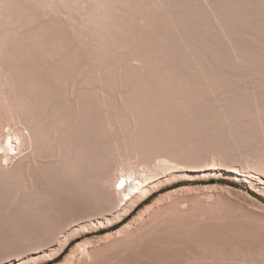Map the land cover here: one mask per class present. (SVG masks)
I'll return each mask as SVG.
<instances>
[{
    "label": "rangeland",
    "instance_id": "374dc122",
    "mask_svg": "<svg viewBox=\"0 0 264 264\" xmlns=\"http://www.w3.org/2000/svg\"><path fill=\"white\" fill-rule=\"evenodd\" d=\"M162 1H166L164 7L157 4L153 9L139 11L135 17L124 14V21L120 25L93 29L90 38L93 54L98 57L104 55L107 62L105 90L100 88L96 78L97 71L89 59L90 55L81 45L82 49L81 46L77 49L79 55H73L76 57V64L78 63L75 64L78 84L74 90L60 85L53 93L57 98L54 103L59 114L61 113V118L63 117L62 121L69 120L67 123H70L72 120L70 124L74 129L71 140L73 139V148H77V157L85 158L80 157L76 160L85 161L88 158L86 156L94 154L100 156L101 160L105 157L109 161L104 167L106 172L103 170L102 174L104 183H100V178L98 184L107 182L106 179L110 177L112 167L115 166L114 158L119 153H129L133 150L131 154H134L136 150H145L146 148H140L146 147L147 140L151 142L152 138L154 145L149 144L148 141L147 147L151 146L148 151L160 152L164 147L167 149L168 145H172L169 147L171 152L181 150L185 153L189 150L187 153L195 156L194 165L211 153V150L221 154L226 153L225 156L237 160L238 157V159L243 158L247 152L251 153L255 149L262 148L264 0ZM129 17H133L132 20H128ZM83 57L85 61L86 58L89 60L88 67L85 65L80 68V60H84ZM36 106L41 109L45 104L39 102ZM149 136L154 137L150 140ZM157 144L159 147L155 149ZM208 147L210 151L207 150ZM165 149L161 152H165ZM238 152L242 154L239 155ZM176 156L181 157L182 154ZM81 163L86 165L84 162ZM200 163L202 161L197 165ZM40 165L42 163L37 160L36 166L39 168ZM81 167V170L85 168ZM178 168L188 170V174L174 178L173 184L156 190V195L150 201L161 193L184 189V187H198L196 191H189L190 196L195 192L203 199L207 196L204 195V187L227 186L230 188L229 194L228 191H220L222 197L226 199H223L220 193L213 196L214 199L216 197L214 201L219 202L220 206L216 208L219 213L213 214L214 218L212 215L204 218L206 222L211 223L206 224L202 219V224L196 223L189 228L193 229L190 230V234L189 230L188 233H184L185 228H176L177 231L175 229L174 231L179 232L177 235L175 232L172 233L175 236L162 233L157 236V240L138 248L124 246L123 250L116 246L117 250H115V247H110L107 249L106 257L100 259V264H193L196 258L202 264H249V261L252 264V261L261 259V255L258 254L264 251V209H261L264 208L262 205L264 202L248 191H253L264 198V192L256 188L262 185L252 180H245L246 174L240 173L241 178L227 175L226 173L230 175L231 172L233 173L228 166L220 167L223 173L213 171L207 174H203L199 167ZM76 171V174L80 172V170ZM36 179L35 177L33 181ZM84 179L85 177L76 179L77 183H73L72 186L69 183L68 189H63L65 187L63 186L57 190L56 194H53L54 199L51 197L52 191H49L51 196L49 199L46 197V200L32 193L37 199L31 202L40 207L39 213L34 209L36 205L31 210L32 213L34 211L38 213L36 217L28 213L29 206L33 204H23L27 198L33 196H30V190L34 189L28 190L30 194L23 192L24 196L20 195L14 200L11 193L15 194L13 193L15 188L9 183L5 185L6 182L0 178V264H59L79 242L87 238L98 240L119 230L133 220L146 205L137 209L118 228H112L127 215L118 218L117 222L114 220L107 223V220L101 216L108 215L114 209L113 201H104L95 197L97 182L85 185ZM21 180L19 177L16 178L17 182L21 183ZM226 182L236 183L240 187L228 185ZM29 183L25 182L28 185ZM75 184H78L77 188ZM35 185L40 186L39 180ZM82 185L84 188H81ZM8 187H13L14 190L11 188L8 190ZM103 187L104 189L102 187L100 189L103 192L108 190L105 193L108 196L107 192H109L110 195L112 187L109 182ZM76 190L77 192H74ZM86 192L92 196H88L90 194ZM4 194H7V197ZM258 201L262 204L259 205ZM49 208L54 210L50 209L48 212ZM102 211L108 212L102 215ZM47 212L54 213L50 215ZM95 218L97 221L101 219L103 223L91 224L97 222ZM72 222H86L88 225L72 239L75 241L74 244L63 255L62 251L67 244L59 250L58 256L52 257L56 259L54 262L50 258L46 260L37 257L39 259H36V262L28 259L29 256L40 254L41 249L48 250L53 243L52 239L57 235L56 232L65 230ZM196 238H199V241ZM97 242L100 247L102 242L100 240ZM216 252L220 255L215 257ZM213 254L216 260L212 258ZM76 258L77 254L71 264L77 262ZM257 263L261 264V262Z\"/></svg>",
    "mask_w": 264,
    "mask_h": 264
},
{
    "label": "bare ground",
    "instance_id": "6f19581e",
    "mask_svg": "<svg viewBox=\"0 0 264 264\" xmlns=\"http://www.w3.org/2000/svg\"><path fill=\"white\" fill-rule=\"evenodd\" d=\"M165 3L166 1L162 0H0V149H3L0 151V178L6 182L5 185L9 183V185L11 184L15 188L14 190L13 187H8V190L10 188L14 190V192H12L15 194L11 193L13 199L20 195L24 196L25 194L23 192L29 193L28 190L31 188L34 190H30V196L38 194L46 200V197L49 199V196L52 195L51 197L54 199L53 194L57 190L61 189L63 186H65L63 189H68L70 185L72 186L74 185L73 183H77L76 179L85 177L83 181L85 185L97 182L96 185L98 189H96L95 197L101 198L104 201H113L114 209L111 210L108 215L105 214L108 211L105 213L103 211V213L101 212L102 215L105 214L101 217L109 223L108 221H118V218L128 215L135 206L156 190L173 184L175 182H172L174 178L177 179L180 176L188 174V170L178 168L182 166L186 168L188 166L199 167L203 174L213 171L223 173L220 167L228 166L233 170V173L231 172V175L226 173L227 175L240 177V173H242V175L246 174L247 178L245 180H252L253 182L261 184L262 186L260 188H258V184L256 188L264 192V142L261 145L262 148L261 146L259 147L261 149L258 148L259 150L251 148L254 151L257 150V152H245L246 154L243 155V158L238 159V157L237 160L225 156L226 153L221 154L214 151L212 152L211 150V153L206 155V157L203 158L201 156L202 160H198L199 162L202 161V163H200L201 165H197L199 163L198 161L197 164L194 165L193 163H195V161L193 158L195 156L193 157L187 153L189 150L185 153L180 149L178 152H173V150L171 152L169 147L172 145L170 146L167 144L169 146L167 148L169 151L165 149V147L163 148L167 152H161L163 149L160 150L159 148L158 151L160 150V152H155L157 150L150 152L148 150L151 146L149 145L150 148L147 147L149 141L147 140L146 147L143 145L141 148L138 147V149L146 148L145 150H136L134 154H131L132 150L131 152L129 151V153H119L117 157L115 156V163L113 162L115 166L112 164L114 167H112L111 172L109 171L110 177L106 179L112 187L110 195L109 192H107L108 196L105 193L108 190L103 192L100 189V187L104 189L103 186L107 183L100 184L103 182L102 178L104 175L102 176V174L103 170L105 171L104 167L108 165V159L105 157L103 159L102 157L103 160H101V158H99L100 156L98 157L94 154L87 153L89 154L86 156L88 157L85 160L87 162L84 160L79 161L80 163H86V165H82L83 163H81V166L85 167L81 170L82 167L78 160H76L81 156L79 158L77 157V148H73V139L71 140V138H73L71 137V133H73L72 131L74 129L70 124L72 120L70 123H67L69 120L62 121L63 117L61 118V113L59 114V110L54 103L57 98L53 93L55 90H58V86L60 85V87H70L74 90L78 84L79 81L75 74L76 57L74 56L79 55L77 49H79L78 47L81 45L90 55L89 59L92 61V65L97 71L96 78L100 83V88L105 90L107 62L105 57H103L104 55L98 57L93 54L90 44L93 29L120 25L124 21V14L133 15L135 17V15L143 9H153L157 4L160 6L163 5L164 7ZM133 12H136V14ZM132 18L133 17H129L128 20H132ZM83 58L84 60H80V68L85 65L88 67L89 60L86 58L85 61V57ZM87 67H84V69H88ZM80 68L78 69L79 71ZM79 71L78 75L82 73V71H80L81 73ZM39 102L45 104L41 109L36 106ZM73 126H75L74 122ZM262 136L264 138V131ZM152 137L154 136H151L150 140ZM152 139L154 142V138ZM152 141H149V144L151 143L154 145ZM133 146L135 145L133 144ZM157 147H159L158 144L155 149H157ZM255 147L257 146L255 145ZM246 148L248 149L247 146ZM209 149L208 147L207 150ZM179 153L182 154L183 157L176 156ZM200 153L202 152L200 151ZM239 153L240 152H238V154ZM196 157L199 158L198 156ZM37 160L42 163L39 168L36 166ZM204 166L207 168L205 167V169H202ZM76 168L77 171L80 170V172H78L79 174L75 173ZM75 174L81 177H77ZM80 174H84L85 176ZM18 177L22 179L21 183L16 181ZM35 177L37 179L33 181ZM121 179H123L125 183L122 188H118L117 184H119ZM37 180H39L40 186L35 185ZM26 181L30 182L29 185L25 184ZM98 182L100 183L98 184ZM66 184L68 187H66ZM75 185V188H77L78 184ZM82 187L84 188L83 185L81 188ZM197 188L198 187H184V189L161 193L158 197L148 202L133 220L119 230L102 236L98 238V240L87 238L79 242L70 254L59 264H71L76 254L77 262L74 264H100V259L106 257L108 253L107 249H110V247H115V250H117L116 246L118 248H123V250L124 246L138 248L144 246V244H150L153 240H157V236L162 233L172 234L177 231L176 228L180 229V227L182 229L185 228V234L188 233L187 230H189L190 234L192 228H189L192 225L201 223V220L206 218V216L207 218L211 215L213 217V214L217 213L218 209L216 210V208L220 205L219 202L217 203L214 201L216 199V197L215 199L213 197L214 194L220 193L222 197L223 194L220 191H228L227 193L229 194L230 189L222 185H210L204 187L205 189L202 187L203 192H205L204 195L207 194V196L204 197L206 199H202V197L200 198L199 194L195 192L190 196L191 193H189V191H196ZM49 191H52L51 195H49ZM74 192H77V190ZM6 195L4 194V196ZM34 195L27 198V201L29 199L30 201H25L23 204H33L31 207L29 206L30 211H27H29V214L31 213V215L34 214L33 216L38 217L37 214L40 211V207H37L36 204L31 202L37 199ZM88 196L92 195L90 194ZM55 197L57 198L56 195ZM229 198L230 197H228V199ZM251 199L253 201V198ZM49 201L50 200H48L47 203H49ZM100 202L101 200L99 203ZM52 203L54 202H51V204ZM221 203L223 202H220V204ZM259 203L261 202L258 201V204ZM104 204H106V202ZM34 205L36 206L34 207ZM110 205L112 206V202ZM262 205L264 206V204ZM44 206L46 205H43V207ZM50 206L51 205H49V207ZM71 206L73 207V205ZM33 207L35 211L39 210L38 213H36L37 211H34V213L31 212ZM36 207L38 209H36ZM50 209L51 208H49L48 212ZM261 209L264 208L261 207ZM51 213L53 214L54 212ZM55 214H57V212ZM205 220L206 219H204V221ZM102 223L103 221L101 219H98L97 222H91L93 225H100ZM207 223L211 222H206V224ZM201 224L200 226H202ZM86 225H88L86 222H72L65 230L56 232L57 235L55 234L56 236L52 239L53 243L50 244L48 250L41 249L40 254L29 256L28 259L35 260L36 262V259H39L37 257L49 260V258L52 259V257L58 256L59 250L65 244H68L70 240L77 237L79 233L87 227ZM99 240L102 242L100 247L97 242ZM192 241H194V239ZM180 242L183 243L184 241ZM176 247H178V245ZM210 247L211 245L209 249ZM119 251L121 250L119 249ZM216 253L215 257L220 255L218 254L219 252ZM262 254L264 255V251L258 254L261 255V259L256 260V262L252 261V264H258L257 262L264 264V257L262 258ZM210 255L212 254L210 253ZM210 255L209 259L211 260ZM223 256L224 255H222V257ZM213 257L214 254L212 258ZM194 261L193 264H202L197 258L196 260L194 259ZM249 264H251L250 261Z\"/></svg>",
    "mask_w": 264,
    "mask_h": 264
},
{
    "label": "trees",
    "instance_id": "16d2710c",
    "mask_svg": "<svg viewBox=\"0 0 264 264\" xmlns=\"http://www.w3.org/2000/svg\"><path fill=\"white\" fill-rule=\"evenodd\" d=\"M226 184L231 185V186H235V187H240L238 184L236 183H230V182H226ZM252 196H255L257 198H259L260 200H262L264 202V198L260 197L259 195H257L256 193H254L253 191H248ZM156 195V192L152 193L151 195H149L146 199H144L142 202H140L137 206H135V208L126 216L124 217L120 222H118L117 224H114L112 228H118L120 225H122L124 222H126L130 216H132L134 214V212L139 209L142 205L147 204L152 197H154ZM74 240L70 241L66 248L62 251V255L67 251V249L74 244ZM56 259H52V262H54ZM41 264H51V263H41Z\"/></svg>",
    "mask_w": 264,
    "mask_h": 264
},
{
    "label": "snow or ice",
    "instance_id": "6c2138e0",
    "mask_svg": "<svg viewBox=\"0 0 264 264\" xmlns=\"http://www.w3.org/2000/svg\"><path fill=\"white\" fill-rule=\"evenodd\" d=\"M3 149H0L2 151ZM125 181L123 179L120 180L119 184H117L118 188H122L124 186Z\"/></svg>",
    "mask_w": 264,
    "mask_h": 264
}]
</instances>
